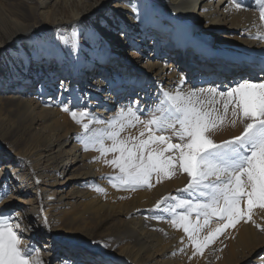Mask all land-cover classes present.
<instances>
[{
  "label": "bare ground",
  "instance_id": "6f19581e",
  "mask_svg": "<svg viewBox=\"0 0 264 264\" xmlns=\"http://www.w3.org/2000/svg\"><path fill=\"white\" fill-rule=\"evenodd\" d=\"M241 2L242 11L231 0H0V205L16 202L18 209L8 215L22 219V228L29 229L22 233L25 244L37 245L45 264H81L72 258L87 254L84 248L90 250V261L82 260L88 264H264V232L251 222L226 229L203 256H192L182 229L152 218L160 214L158 200L179 195L186 174L151 189L113 188L108 178L118 170L95 160L98 152L83 150L81 128L60 101L95 107L92 114L107 120L137 102L147 113L161 89L173 90L181 76L185 89L241 79L238 63L228 65L233 73H222L228 76L224 82L221 72L202 80L204 69L187 78L180 63L188 49L166 62L176 37L178 44L203 39V48L212 40L214 48L231 47L251 66L247 77L264 78V41L253 38L261 24L256 0ZM141 18L151 25L149 32ZM159 26L168 31L167 42ZM125 61L135 69L121 66ZM240 131L227 129L215 139ZM97 185L105 191L97 192ZM254 212L264 226V209Z\"/></svg>",
  "mask_w": 264,
  "mask_h": 264
},
{
  "label": "snow or ice",
  "instance_id": "6c2138e0",
  "mask_svg": "<svg viewBox=\"0 0 264 264\" xmlns=\"http://www.w3.org/2000/svg\"><path fill=\"white\" fill-rule=\"evenodd\" d=\"M231 5L235 11L245 10L241 0H231ZM256 10L261 24L253 38L264 41L259 31L264 28V0H256ZM184 84L181 76L173 90L161 89L147 113L138 102L121 106L107 120L63 101L61 110L80 126L77 139L83 150L98 152L95 160L118 170L108 178L113 188L151 189L186 174L179 195L158 200L154 208L160 214L152 218L182 229L194 249L192 256H203L226 229L241 222L264 232L253 218L255 209H264V78L207 88L185 89ZM238 127V135L215 139ZM130 129H138V134ZM95 190L105 191L98 185ZM42 224L49 227L47 218ZM26 230L18 214L0 213V264H45L40 249L25 244Z\"/></svg>",
  "mask_w": 264,
  "mask_h": 264
},
{
  "label": "rangeland",
  "instance_id": "374dc122",
  "mask_svg": "<svg viewBox=\"0 0 264 264\" xmlns=\"http://www.w3.org/2000/svg\"><path fill=\"white\" fill-rule=\"evenodd\" d=\"M141 10H143L142 7H138V10H137L138 12L137 13H139ZM141 20L143 21V24L145 25V30L147 32H149V28L151 27V25H148V22H146V20L144 18H141ZM157 29L162 33L164 42H167L168 41V35H169L168 31L165 30L164 28H162L161 26L157 27ZM150 34H152V33H150ZM130 39H132V40H128L129 44L132 43V41H133V38H130ZM176 39H177V37L171 39L172 46L167 48L169 50H166V54H165V56L167 58L166 62L167 63L171 62V58H172L171 54H173V53L176 54L180 50L185 51L186 49H188L189 52L186 53L185 58H183L181 60L180 65L183 66V69H184V72L187 75V78H189L191 80H192L193 76L197 75L202 69H204L205 73H206V70H207V75L202 80H205V79L208 80L213 73L221 72V75H220L219 79L223 80L222 82H224L225 79L228 78V76H226V74H222V73H233L234 71L230 67H228V65H232L234 63H238L240 65L241 71L238 72L237 76H241V78L250 76L249 75V70L251 72L253 71V70H251V66L249 64L246 65L245 63H243V62H245L243 59H239V57L237 56V54H238L237 50H232L231 47H223L222 49L219 48V47L214 48V47H212L213 44H214V42L212 40L211 42L208 41V43L206 44V46H207L206 48H203L201 46L202 43L205 42L203 39H200L202 41L195 40V41L198 42V46L194 47V45L192 44L194 41L190 42V40L186 39L185 40V42H186L185 44H178L176 42ZM149 40H152V38H150ZM216 49H219L220 52H217ZM167 53H169V54H167ZM162 54H164V53H162ZM168 55H170L169 58L167 57ZM228 55H232L234 57L230 58V56H228ZM99 58L101 59V61L103 60L102 57H99ZM109 59H110V57H109ZM122 63H124V64L123 65L120 64V65L123 66V67L129 68L130 69L129 71L134 70L135 67H136L135 64L132 61H125V62H122ZM263 65H264V62L263 63L260 62V66L263 67ZM96 71L100 72L102 70L100 68H97ZM210 71H212V72L209 73ZM257 73L260 74L261 71H259ZM53 93H54V96H55L54 100H58L59 91L56 89ZM76 95L77 94H75V96ZM119 97H121V96H119ZM128 98L131 99V98H133V96H129ZM60 101H63V100H60ZM75 101L78 102V99H76ZM63 102H65V101H63ZM74 106H75V108H77L78 104L76 103V104H74ZM90 109H89L90 112L93 113V111L95 110V107H92ZM16 209H18V205L16 204L15 201H10V202H7V203H5L3 205H0V213H3V214H7L8 215L10 210L15 211ZM44 239L45 238H43V240ZM39 243L40 242H37V244H39ZM36 246H34V247H36ZM84 249L87 252V254H85L81 258L76 257L77 254H73L72 261L81 262V264H88L87 261H82V260L83 259H88L90 261L91 256L88 255V254H90L89 253L90 250H88L87 248H84ZM69 258H71V257H69Z\"/></svg>",
  "mask_w": 264,
  "mask_h": 264
}]
</instances>
